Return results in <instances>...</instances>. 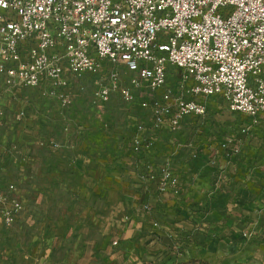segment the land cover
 <instances>
[{"label":"built area","instance_id":"obj_1","mask_svg":"<svg viewBox=\"0 0 264 264\" xmlns=\"http://www.w3.org/2000/svg\"><path fill=\"white\" fill-rule=\"evenodd\" d=\"M104 67L109 83L98 85L91 105L102 107L113 91L126 103L134 90L153 92L141 96L151 116L130 138L138 157L155 133L203 116L209 98L256 123L264 112V0H0L5 88L36 89L66 107L70 86ZM119 70L132 74L128 87ZM146 168L159 192H179L166 163ZM20 209L0 188V220L11 224Z\"/></svg>","mask_w":264,"mask_h":264},{"label":"crops","instance_id":"obj_2","mask_svg":"<svg viewBox=\"0 0 264 264\" xmlns=\"http://www.w3.org/2000/svg\"><path fill=\"white\" fill-rule=\"evenodd\" d=\"M143 94L133 91L131 110ZM141 121L146 120H125L121 133L130 140ZM186 121L180 123L182 128ZM58 122L59 136L43 135L58 145L56 159L63 150L69 152V173L75 177L65 180L55 163L54 182L42 185L44 190L53 188V197L45 191L36 199L43 214L39 231L52 232L57 243L54 255L49 257L45 248L37 264H264V166L236 165L221 156L216 164L205 163L206 155L193 157L175 148L192 137L185 133L180 140L172 134L166 153L155 146L132 160L130 152L116 159L99 152L100 176L95 178L90 169L78 180L77 158L88 163L93 155L87 142L81 156L74 154L79 147L76 138L79 132L85 140L90 138L91 121ZM151 163H166L175 173L177 194L157 190L147 176L146 165ZM110 183L119 188V200L104 193Z\"/></svg>","mask_w":264,"mask_h":264},{"label":"rangeland","instance_id":"obj_3","mask_svg":"<svg viewBox=\"0 0 264 264\" xmlns=\"http://www.w3.org/2000/svg\"><path fill=\"white\" fill-rule=\"evenodd\" d=\"M119 71L121 86L128 87L132 74ZM106 83H109L108 70L104 67L97 74L87 75L77 84L71 85L67 91L71 96V103L66 107H59L55 101L43 98L36 89H7L0 81V188L8 198H14L21 204V209L11 224L0 220V264H37V259L45 248L50 250L49 257L54 255L57 238L52 232L39 231L43 214L39 212L36 199L45 191H48L47 196L53 197V188L44 190L42 185L44 182H54L52 172L55 163L65 172V180L75 177L72 175L71 178L69 173V152L63 150L56 159L53 156L58 151H54L55 147L49 145L54 140L52 137L59 136V120L91 121L92 131L87 134L90 138L85 140L87 137L83 132H79L76 138L79 147L74 154L81 156L87 142L91 144L87 148H92L93 155L92 162L90 160L88 163L77 158L78 180H84L81 177L90 169L95 178L100 176L97 168L99 152L111 155L112 159L123 157L124 151L130 152L132 160L134 157L138 158L130 151L128 135L121 133L124 128L122 124L125 120H148L150 111L137 106V102L131 110L132 105L124 102L118 91H113L102 107L91 105V94L98 85ZM152 95L153 92L146 90L142 98ZM206 101L203 116L185 119L187 125L183 128L179 125L180 128L172 132L155 133V142L146 151L157 146L166 153L169 150L166 147L167 141L172 139V134L180 140V135L189 133L192 137L184 141V144L179 142L181 146L175 148L187 150L193 157L204 154L208 157L205 163L216 164L218 156H221L228 163L236 165L264 166V112L256 123H252L246 115L229 111L216 99L209 98ZM105 120H110L113 124L105 127L102 125ZM44 132L52 137L44 136ZM66 149L69 150V147ZM45 153L50 156H44ZM110 184L108 192L105 190L104 193L110 192L115 200H119L116 194L119 188L116 184Z\"/></svg>","mask_w":264,"mask_h":264}]
</instances>
